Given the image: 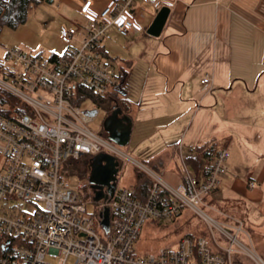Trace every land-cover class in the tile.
Wrapping results in <instances>:
<instances>
[{
	"label": "built area",
	"instance_id": "built-area-1",
	"mask_svg": "<svg viewBox=\"0 0 264 264\" xmlns=\"http://www.w3.org/2000/svg\"><path fill=\"white\" fill-rule=\"evenodd\" d=\"M94 4L81 1L78 12L84 23L74 21L82 35L78 46L73 44L79 35L74 28L59 31L67 46L63 55L4 49L0 90L17 103L0 107V264H264L239 240L243 235L251 245L243 221L217 223L199 209L228 172L230 155L224 148L198 178L182 162L175 184L132 161L151 182L147 196L137 199L118 186L108 203H95L90 194L98 207L87 212L83 186L72 187L62 167L102 153L114 157L121 168L126 161L116 144L88 127L99 115L96 101L120 83L102 39L110 28L121 36L142 32L135 14L138 4L157 12L173 6L167 0H107L95 11ZM201 84L210 89L208 75ZM86 103L93 106L85 108ZM18 200L36 210L25 211ZM105 209L108 229L101 225ZM184 210L210 224L208 237L185 235L175 248L152 252L134 249L146 222H166Z\"/></svg>",
	"mask_w": 264,
	"mask_h": 264
},
{
	"label": "crops",
	"instance_id": "crops-1",
	"mask_svg": "<svg viewBox=\"0 0 264 264\" xmlns=\"http://www.w3.org/2000/svg\"><path fill=\"white\" fill-rule=\"evenodd\" d=\"M81 1L52 0V4L79 15ZM167 1L173 6L156 40L144 39L150 37L146 31L157 14L146 4H138L135 11L142 32L121 36L110 28L106 35L123 45L112 59L119 67L117 75L124 84L121 97L129 102L132 123L123 147L138 130L142 138L138 144L145 143L142 157L149 168L175 184L182 162L186 165L185 158L195 148L215 142L219 149H227L233 136L255 146L264 136V0ZM94 2L99 11L107 0ZM72 22L61 20L57 31L71 28ZM136 75L140 85L132 91L130 80ZM205 75L210 78V89L201 84ZM205 114L208 122H203L200 139L195 144L192 136L185 144L195 118L204 119ZM240 117L245 119L242 132L237 131ZM257 178L245 183L249 200L262 197L258 188L264 171ZM228 218L243 221L236 215Z\"/></svg>",
	"mask_w": 264,
	"mask_h": 264
},
{
	"label": "rangeland",
	"instance_id": "rangeland-1",
	"mask_svg": "<svg viewBox=\"0 0 264 264\" xmlns=\"http://www.w3.org/2000/svg\"><path fill=\"white\" fill-rule=\"evenodd\" d=\"M66 19L73 21L71 28H74L79 34L73 43L74 46H78L79 38L82 35H80V27L74 24V21L84 23L83 20L75 13H69V11H64L62 8L56 9L55 4L49 5L44 1L32 7L23 24L16 28H4L0 32V62L3 61L4 49L11 48L21 49L31 55L38 54L43 57L63 55L67 50V46L59 39V32L56 27L60 25L61 20L66 21ZM144 39L156 40L151 37H144ZM102 44L109 55V62L117 74L119 67L112 59L119 55L123 45L121 41L114 40L110 34L103 37ZM138 76L136 75L134 79L130 80V90L132 91H137L139 88L140 78ZM92 106L91 103L84 105L85 108ZM107 116L106 109L99 107V115L88 125L89 129L105 138L103 122ZM142 117L143 115L138 120ZM238 120L241 124L237 131L242 132L245 119L240 117ZM203 122H208L207 114H205L204 119L200 116L195 118L185 144L192 136L195 144L198 142L204 130ZM251 124L254 125V123ZM261 132L262 130H260ZM140 139H142L141 134L138 133V130H134L128 146L117 147L126 159L118 174V186L125 187L130 191H132L135 183L136 171L141 169L135 167L136 165L132 161L149 168L142 157L145 143L139 145ZM227 150L230 155L227 163L229 171L223 176L224 181L221 183L220 188L208 196L199 209L217 223L229 221L228 217L231 215L241 218L244 222V230L250 235L251 245L243 235L239 236V240L247 248L253 249V252L264 260V178L259 184L258 189L262 192V197L258 201L249 200L244 188L245 183L250 178L257 180L258 173L264 171V136L263 138L260 136V143L255 146L246 144L243 137L233 136V141L229 144ZM86 158L70 161L61 170L69 178L72 187L83 186L81 194L85 196L87 212L92 214L96 212L98 206L90 200L89 170ZM232 164L233 169H231ZM16 203L27 212L31 213L36 210L34 206L29 205L24 200H18ZM211 225L213 228V224ZM209 226L210 224L204 222L201 217L184 210L177 218L166 222H146L134 249L139 253H144L156 251L160 248H175L180 238L185 235L208 237ZM213 231L218 237V233L214 228ZM223 244L226 245L224 242Z\"/></svg>",
	"mask_w": 264,
	"mask_h": 264
},
{
	"label": "trees",
	"instance_id": "trees-1",
	"mask_svg": "<svg viewBox=\"0 0 264 264\" xmlns=\"http://www.w3.org/2000/svg\"><path fill=\"white\" fill-rule=\"evenodd\" d=\"M44 1L45 0H0V32L4 28H16L17 26L23 24L26 21L32 7ZM123 85L124 84L120 77V83L115 86L104 98L96 101L97 105L105 108L108 114L117 108L125 115L129 116V102L127 99L121 97ZM7 101L12 102L13 104L17 103V101L10 95L0 90V107ZM219 150L220 149L215 142L197 147L189 154V156L185 158L186 165L191 167L195 177L198 178L201 175L203 166L211 164ZM150 188L151 182L145 173L141 170L136 171L135 183L131 191L134 196L137 199L143 200L149 193Z\"/></svg>",
	"mask_w": 264,
	"mask_h": 264
},
{
	"label": "water",
	"instance_id": "water-1",
	"mask_svg": "<svg viewBox=\"0 0 264 264\" xmlns=\"http://www.w3.org/2000/svg\"><path fill=\"white\" fill-rule=\"evenodd\" d=\"M46 4H52V0H45ZM170 9L162 7L156 14L154 20L148 27L146 34L153 38H158L162 29L168 19ZM131 119L127 115H122L120 109H114L103 122V129L108 133V140L113 142L119 147H123L128 143L131 131ZM115 158L99 154L93 158L90 165V174L88 177L89 185L95 190L93 202L98 203L102 198L101 193L98 191V184L107 183L114 179V176L120 171L117 163L114 162ZM113 192L111 194V197ZM103 220L101 225L108 229V209L102 214Z\"/></svg>",
	"mask_w": 264,
	"mask_h": 264
},
{
	"label": "flooded vegetation",
	"instance_id": "flooded-vegetation-1",
	"mask_svg": "<svg viewBox=\"0 0 264 264\" xmlns=\"http://www.w3.org/2000/svg\"><path fill=\"white\" fill-rule=\"evenodd\" d=\"M111 114V113H110ZM109 115V114H108ZM122 115H125L123 112H122ZM104 133H105V136H106V138H108V133L107 132H105L104 131ZM103 154V153H102ZM99 155V154H98ZM107 155V154H106ZM97 156V155H96ZM95 156H91V157H87L86 159H87V161H88V168H89V174H90V165H91V163L93 162V158H94ZM114 162L115 163H117V167H118V169L120 170L121 169V166H120V163L117 161V160H114ZM118 174H119V172H118ZM118 174H116L115 176H114V179L113 180H110L109 182H107V183H100V184H98V191L101 193V195H102V198L100 199V201L99 202H104V203H108L110 200H111V194H112V192H113V195H114V193H115V191H116V189L118 188V183H119V181H118ZM89 187H90V185H89ZM95 190L94 189H92L91 187H90V194L91 195H93V198H94V196H95ZM112 195V196H113Z\"/></svg>",
	"mask_w": 264,
	"mask_h": 264
}]
</instances>
